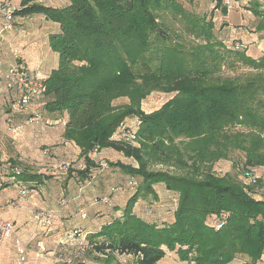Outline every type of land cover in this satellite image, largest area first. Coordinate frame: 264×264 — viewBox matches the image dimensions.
Wrapping results in <instances>:
<instances>
[{
    "label": "trees",
    "instance_id": "16d2710c",
    "mask_svg": "<svg viewBox=\"0 0 264 264\" xmlns=\"http://www.w3.org/2000/svg\"><path fill=\"white\" fill-rule=\"evenodd\" d=\"M51 1L0 0L15 9L13 28L16 19L37 15L60 27L49 36L59 66L41 79L44 98L14 113L18 96L5 86L0 120L9 132L13 125L63 131V146L74 147L84 162L82 170L64 161L51 171H65L64 187L73 179L91 186L109 169L122 180L98 202L110 205L115 194H131L121 215L99 232H70L59 250L80 240L76 254L61 261L161 264L176 253L187 264H264V54L253 58L248 33L228 24L217 29L214 21L216 11L227 16L239 1L67 0L61 8ZM256 1L260 23L264 0ZM241 67L251 71L226 73ZM155 93L170 97L145 111L143 102ZM35 116L42 121L31 123ZM40 150L50 156L48 147ZM2 154L0 189L35 183L28 188L35 190L51 178ZM222 161L231 162L223 175ZM158 186L174 206L164 222L136 211L144 204L147 216L158 212ZM79 214L87 218L84 209Z\"/></svg>",
    "mask_w": 264,
    "mask_h": 264
},
{
    "label": "crops",
    "instance_id": "0c3cea01",
    "mask_svg": "<svg viewBox=\"0 0 264 264\" xmlns=\"http://www.w3.org/2000/svg\"><path fill=\"white\" fill-rule=\"evenodd\" d=\"M11 1L14 5H19L21 2V0ZM51 4L61 8L69 3L67 0H53ZM250 21L255 24L259 22L258 19L256 21L250 19ZM4 26L5 22L0 14V60L3 70H7L15 62L17 55L26 62L31 73L40 79H47L58 68L59 56L51 50L49 36L60 32L59 25L47 21L44 16L37 15L16 19L12 30H5ZM248 34L245 36L246 42L250 44L248 54L258 59L264 54V34L259 35L258 32L249 36ZM40 40L44 41L47 49L37 46ZM6 98V87L4 83H0V104H4ZM21 118L19 117L18 121L21 122ZM0 126L2 132L0 150L3 152V160L7 161L10 156L17 157L24 164L37 167L38 173L51 177L43 180L41 184L38 183L35 190L28 189L35 183H25L23 188L10 183L0 189V205L3 207L0 215L5 220L13 222L16 231L12 239L0 245V264H21L17 253L18 247L25 251L23 264H63L61 258L67 259L76 254V244L80 240L69 241L65 246V252H60L59 243L64 242L66 236L76 228L83 229L89 235L99 232L113 216L121 215V210L131 194L129 192L115 194L110 199V205L98 202V198L108 196L111 187L122 180V176H117V173L109 169L97 176L91 186L73 179L64 187L62 182L65 180V171L51 172L56 169L57 163L60 160L74 161L82 170L84 162L79 158V152L74 147L68 143L63 146V131H50L37 126L26 127L28 131L9 132L5 129L2 118ZM41 147H48L50 150L47 159L43 156ZM128 162L131 161L127 160ZM4 174L5 172L0 174V179L5 180ZM21 190H27L28 196L20 201L18 207L10 206L12 201H18ZM157 190L162 191L161 202L170 204L171 194L162 186H158ZM62 197L68 201L65 207L61 205ZM144 207V204H139L136 208L137 213L142 217L156 222L166 221L159 210L155 215L147 216L141 212ZM81 209L86 211L87 218H82L79 214ZM44 210L53 213L50 226L38 224L34 220L36 213ZM171 219L173 221V217ZM241 262L237 261V264Z\"/></svg>",
    "mask_w": 264,
    "mask_h": 264
},
{
    "label": "built area",
    "instance_id": "2783aa9c",
    "mask_svg": "<svg viewBox=\"0 0 264 264\" xmlns=\"http://www.w3.org/2000/svg\"><path fill=\"white\" fill-rule=\"evenodd\" d=\"M229 4V2H227ZM14 8L9 4L0 2V13L5 19V30H12V20ZM5 83V86L10 90H14L17 93L18 100L13 105L14 113H20L31 105L39 103L45 96V86L41 79L34 77L31 73L28 65L20 56H16V60L12 63L7 70L2 69V62L0 60V83ZM42 120L39 116H35L31 119V123H40ZM13 125V121H9ZM13 132H20L22 127L13 125ZM28 196L27 192L21 191L18 201L10 203L12 207H18L20 201L24 200ZM3 207L0 206V212ZM34 220L36 223L50 226L52 224V216L49 212L40 211L36 213ZM221 227V226H219ZM16 234L15 225L13 222L5 220L0 215V245L4 244L7 240L12 239ZM63 243V242H61ZM44 250L43 248H41ZM17 253L20 259V263L25 262V251L23 248L18 247ZM65 264H73L71 260L62 261Z\"/></svg>",
    "mask_w": 264,
    "mask_h": 264
},
{
    "label": "rangeland",
    "instance_id": "374dc122",
    "mask_svg": "<svg viewBox=\"0 0 264 264\" xmlns=\"http://www.w3.org/2000/svg\"><path fill=\"white\" fill-rule=\"evenodd\" d=\"M239 2L237 4H231L229 7V12L227 16H223L221 11H216L215 12V25L217 27V29H223L224 25H229L230 27L237 29L238 32H243V33H249V35L253 34L254 32H258L259 35L264 34V7L260 6V11H261V16H262V22H258V24L255 22H251L250 19L252 21H256L259 18L256 17L254 15L253 10L255 9V7L257 5H261L259 2H257L256 0H238ZM208 5H214L215 6V2L213 3L212 0L208 1ZM212 7V8H211ZM210 9H213V6H211ZM205 8L209 9V7L205 6ZM197 11H201V7L199 6V8L196 9ZM208 11V10H205ZM210 13V10L207 12ZM256 19V20H255ZM231 24V25H230ZM236 25V26H235ZM257 36V35H256ZM38 47H42V49H47V46H44V41H39ZM44 46V48H43ZM251 70H249V68H239L236 70H226L227 75H230L232 77H237L240 75H243L245 73H249ZM225 73V75H226ZM170 96H165L163 94H153L152 98L150 97L149 99L145 100L143 102V109L145 111H152L154 109H158L160 107V105L165 102ZM37 127V126H34ZM0 130H1V126H0ZM3 130V129H2ZM22 131H28L26 128ZM234 132V131H233ZM2 133V132H1ZM234 155H237V152L234 153ZM61 162H64V160L59 161L58 163L61 164ZM57 163V165H59ZM72 165H77L76 162H72ZM219 167V174H224L225 172H229L231 169V162H227V161H222L218 164ZM217 167V166H216ZM153 169H161V166H153L151 167ZM155 204L158 205L159 207V213H163V215L165 217H168L169 215H171L172 213V209H173V205L171 204H166V205H162L161 201L156 202ZM162 206V207H161ZM219 229H221V227H218ZM79 260V259H77ZM242 263V262H241ZM239 263V264H241ZM161 264H187L185 262H182L181 260H179L178 256L176 253L173 254H168L167 257H165ZM233 264H237V261H235Z\"/></svg>",
    "mask_w": 264,
    "mask_h": 264
}]
</instances>
